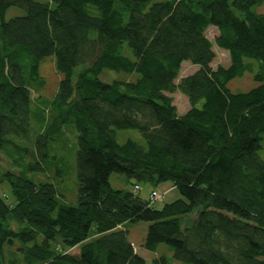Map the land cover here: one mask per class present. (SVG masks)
Instances as JSON below:
<instances>
[{"label": "trees", "instance_id": "trees-1", "mask_svg": "<svg viewBox=\"0 0 264 264\" xmlns=\"http://www.w3.org/2000/svg\"><path fill=\"white\" fill-rule=\"evenodd\" d=\"M259 1L0 0V152L21 167L0 177L9 184L0 193V264H146L120 228L137 221L149 223L144 249L165 244L184 264H264ZM11 6L24 14L7 19ZM214 45L228 52L227 66H211ZM48 57L61 76L51 98L41 94ZM183 62L198 68L179 77ZM104 69L135 78L103 81ZM245 72L257 85L232 92L228 82ZM176 91L189 104L181 114ZM33 108L45 125L35 135ZM65 125L76 132L74 205L52 182L27 176L43 171ZM117 129L138 130L144 144L118 143ZM31 135L36 157L25 160L18 138ZM112 173L134 180L133 191L112 188ZM168 180L179 197L160 208L137 194V182Z\"/></svg>", "mask_w": 264, "mask_h": 264}, {"label": "rangeland", "instance_id": "rangeland-1", "mask_svg": "<svg viewBox=\"0 0 264 264\" xmlns=\"http://www.w3.org/2000/svg\"><path fill=\"white\" fill-rule=\"evenodd\" d=\"M43 1V0H42ZM160 1V0H154ZM255 10L258 13L264 14V0H260L255 5ZM24 11L17 6H11L6 12V18H10L17 15H23ZM205 34L211 40L214 39L217 34V29L214 26H209ZM215 57L211 62L213 68L218 65L227 66L229 63L228 52L221 48H218L216 45L213 46ZM82 67H77L75 72L79 71ZM197 66L192 65L189 62H183L180 68L179 77L186 76L193 73L197 70ZM40 73L44 79V86L41 90V94L44 97L51 98L57 88L58 81L61 76L57 73L54 61L51 57L45 58L40 63ZM127 75V76H126ZM130 77L135 78L134 75H128L123 72H114L108 69H104L100 78L103 81H109L113 78H124ZM125 77V78H126ZM257 82L253 79V72H245L241 77H235L230 80L227 84L228 88L232 92H244L248 91L252 87H255ZM37 93H32V97L35 100ZM173 98V104L175 105L177 112L179 114L185 112L189 108V104L185 95L181 92H174L170 94ZM50 106V105H49ZM32 120L35 122L34 127L32 128V133L38 132L39 127L41 128L44 124L43 121L38 120L40 116L35 108H33ZM56 111L48 109L44 114L46 118L54 117ZM53 115V116H52ZM49 120V121H50ZM45 126V125H44ZM43 126V127H44ZM61 133L56 138V142L51 141L49 145V158L44 162V169L42 172H29L27 176L35 182L48 181L52 182L57 189L58 197L60 201L74 205L77 200V191H78V181H77V169H76V132L74 131L71 125H65L61 127ZM31 135L29 138H18L19 142L27 148L28 154H26L25 160H31L35 156L34 151V137ZM116 138L118 143L124 142L126 139H132L140 144H144V140L138 130L135 129H117ZM258 155L264 160V133L261 140V149L258 152ZM21 170L20 164L13 162L12 159L3 152H0V177L7 172L19 173ZM134 180H127L124 175L118 173H112L109 177V184L114 189H122L125 191H133ZM140 190L137 194L142 199H148L149 194L152 190L157 191L159 197L157 196L154 200V206L160 208L164 203L175 200L179 197V194L176 189L171 188V181L163 182H153V181H143L137 182ZM0 193L8 194L9 193V184L6 181L0 183ZM9 199V198H8ZM146 221H137V222H127L120 228H124L128 232L129 240L131 241L134 250L145 259L146 264H151L152 258L159 255H165L169 258V264H184L180 261H177L172 258V252L167 249L165 244H160L155 252L148 251L143 248V242L146 235V229L148 226Z\"/></svg>", "mask_w": 264, "mask_h": 264}, {"label": "built area", "instance_id": "built-area-1", "mask_svg": "<svg viewBox=\"0 0 264 264\" xmlns=\"http://www.w3.org/2000/svg\"><path fill=\"white\" fill-rule=\"evenodd\" d=\"M134 188L137 189L138 186H135ZM157 196L159 197V194H157L156 192H152V193L149 195V201H150V203H154V200H155V198H156Z\"/></svg>", "mask_w": 264, "mask_h": 264}]
</instances>
